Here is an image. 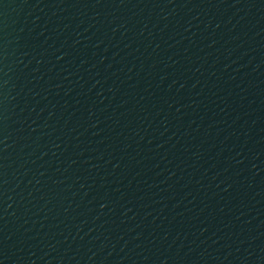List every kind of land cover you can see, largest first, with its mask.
<instances>
[{"label":"water","instance_id":"95a60500","mask_svg":"<svg viewBox=\"0 0 264 264\" xmlns=\"http://www.w3.org/2000/svg\"><path fill=\"white\" fill-rule=\"evenodd\" d=\"M0 264H264V0H0Z\"/></svg>","mask_w":264,"mask_h":264}]
</instances>
